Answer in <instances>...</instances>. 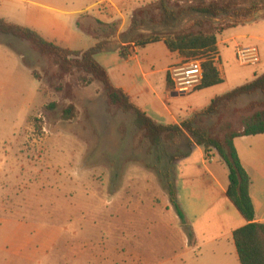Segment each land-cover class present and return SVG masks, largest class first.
<instances>
[{
	"label": "rangeland",
	"instance_id": "1",
	"mask_svg": "<svg viewBox=\"0 0 264 264\" xmlns=\"http://www.w3.org/2000/svg\"><path fill=\"white\" fill-rule=\"evenodd\" d=\"M93 1L0 0V17L40 30L48 38L51 26L58 25L71 49L89 48L92 32L110 35L117 47L139 35L184 31L200 17L191 14L166 24L159 17L160 0H113L125 16L115 20L114 29L103 28L91 16L81 15ZM99 7L109 17L116 16L108 3ZM252 30L264 31L261 15L253 24L217 38L220 43L230 34ZM219 50L216 65L224 82L214 92L223 94L253 79L256 66H240L232 43L219 44ZM145 54L159 67L165 48H148L140 52V59ZM117 56L110 50L94 58L113 69L122 65L130 74L134 62ZM73 62L68 57L56 63L26 40L0 35V264H239L223 224L199 222L202 241L195 239L193 215L207 207L197 187L180 185L178 197L193 232L192 244L168 203L159 170L167 169L176 157L172 166L178 179L177 161L190 150L188 138L150 147L141 139L132 114L111 103L102 85ZM151 81L158 88L162 74ZM172 83L167 92L178 95L169 103L180 117L203 107L212 93L180 96L176 81ZM66 108H71L70 114L63 117ZM263 109L264 92L257 91L238 97L210 122L220 133L235 132L242 118ZM216 157L213 149L204 153L207 162L221 163ZM190 161L200 164L196 153ZM210 233L222 238L209 243Z\"/></svg>",
	"mask_w": 264,
	"mask_h": 264
},
{
	"label": "trees",
	"instance_id": "2",
	"mask_svg": "<svg viewBox=\"0 0 264 264\" xmlns=\"http://www.w3.org/2000/svg\"><path fill=\"white\" fill-rule=\"evenodd\" d=\"M160 19L168 24L180 22L191 14L200 15L184 31L151 33L148 36L139 35L130 43L115 47L109 35L98 37L95 32L90 35L95 39L92 47L84 50H71L45 40L34 30L8 22L0 18V35H12L26 40L37 52L47 55L56 63L68 57L73 58L74 66L103 87L111 103L120 106L123 111L133 116V123L150 147L159 148L163 144H174L180 137L188 138L189 146L202 147L207 155L212 149L221 164L227 170L228 185L226 197L237 209L245 224L232 232V240L239 264H264V223L256 221V214L249 195V176L240 162L234 146V139L241 136L264 134V109L256 110L246 115L239 123L240 130L221 132L214 130L210 119L217 117L229 103L245 94L257 91L264 92V73L254 75L253 79L237 86L230 91L214 97L207 106L194 111L177 124L158 123L135 105L130 97L121 89L116 88L109 79L106 69L95 60L98 53L116 50L121 59L127 60L136 49L144 48L157 42H163L170 53H177L183 58L182 63L199 60L202 76L198 85L192 91H201L223 83L217 69V35L222 31L245 25L257 20L259 15L264 18V0H160ZM103 28L114 29L115 24H105L96 21ZM133 26H136L133 21ZM167 89L173 86L170 73L165 77ZM71 108L63 111V117L70 114ZM189 151L182 157H186ZM173 159H178L173 157ZM172 159V160H173ZM172 160L167 169L160 171L168 202L176 214L179 223L187 229L188 245L192 244L193 232L186 222V216L177 200V188L174 179Z\"/></svg>",
	"mask_w": 264,
	"mask_h": 264
},
{
	"label": "crops",
	"instance_id": "3",
	"mask_svg": "<svg viewBox=\"0 0 264 264\" xmlns=\"http://www.w3.org/2000/svg\"><path fill=\"white\" fill-rule=\"evenodd\" d=\"M103 3H108L115 10L116 16L109 17V15L105 13V10H102L99 7ZM90 9H92V13H89L88 10ZM133 11L134 10L131 9V12L129 13H132ZM80 12L81 15L83 14L82 17L89 15L95 20L105 24L113 23L115 22V20H118L120 17L125 16L121 13L118 3H115L113 0H95L92 3L85 5V8L82 9ZM0 18L4 19L3 17ZM74 23L78 30L85 33L81 29L79 25V21H75ZM251 24H253V22L245 25H238L236 27L226 29L222 31L220 34L224 35L225 32L232 29H235V31H237L238 28L241 27V29H243ZM22 26L34 30L49 42H53L58 46L71 49L68 47L69 39L65 38V36L61 32H59L58 25L56 26L53 24L51 26L53 33L51 34L50 38L46 37L40 30L29 27L27 25H22ZM90 37L93 39L92 36ZM93 40L95 43V39ZM229 42L232 43L233 45L234 56L236 54L235 51L237 47H255L258 51L259 62L256 63L255 65H244V66H253V67L256 66V69L253 70L252 72L251 78H253L254 75H259L261 73H264L263 71L264 70V31L261 30L258 32L256 30H252V31L235 32L234 34H230L225 39L221 40L220 43L217 38V43H216L217 62H220L221 60L219 44H227ZM94 43L90 47H92ZM158 46L165 48L164 62L159 67L156 66L155 63L156 61L152 57V55L145 54L142 56L143 59H140L139 56L140 52L142 53L143 51H146L148 48H153ZM71 50L84 51L86 49H71ZM117 55H118L117 57L121 59L118 52ZM182 60L183 58L179 56L177 53H170L166 49L163 42H157L151 45H147L144 48L136 49L133 55H131L127 60H124L126 63L134 62L130 74L126 75V73L122 71V65L117 69H113L110 66V63L106 61L105 63L102 64V66L106 69L112 84L116 88L123 90L130 97L131 101L135 105H137L140 109H142L149 117H151L152 119L158 118V120L162 121L163 124H177L182 119H184V117H180L179 114L174 112V109L171 107L169 103L171 98L176 96H171V93L169 94L167 92L165 77L167 71L172 66L180 64ZM217 69L221 77L223 78V82H224V75L221 73L218 66ZM160 73L162 74V83L157 88L153 85L151 80L156 74H160ZM217 86L219 85L201 91H195V92L211 91L212 93L203 107L194 108L192 109L191 113L204 108L209 104V102L214 97L221 95L218 92H214L213 90ZM193 93H194L193 91H189L180 94V96L190 95ZM233 142L236 151L238 153L240 162L249 176L248 191L255 210L256 221L259 223H264V134L237 137L234 139ZM195 153L198 155L200 159L199 165L194 163V161H190L191 156L194 155ZM177 167L180 171L178 174V179L175 181L177 188V200L180 194L179 188L180 185H182L184 188H188L190 186L193 188L197 187L201 191L200 194L202 195V197L200 198H204V201L207 203V207L205 208L204 212L193 215L194 222L191 223V225L195 239L198 242L202 241L201 239V235H203L202 229L200 232L197 227L199 222H205V221L208 222L206 226H209L210 223H214V222L218 224H223L221 229L225 232L226 235L232 237V232L236 228L243 226L245 224V221L241 217L237 209L231 204V202L226 197L225 192L228 185V179H227V170L225 169V167L221 163H219L218 160H212L211 162H207L204 159L203 148L195 145L190 147L189 154L186 157H182L177 161ZM193 198H196L195 195L193 196ZM179 205L182 208L180 203ZM184 214L187 218L185 212ZM221 238L222 235L220 236L219 233H214V234L210 233L208 242L215 243V241Z\"/></svg>",
	"mask_w": 264,
	"mask_h": 264
},
{
	"label": "built area",
	"instance_id": "4",
	"mask_svg": "<svg viewBox=\"0 0 264 264\" xmlns=\"http://www.w3.org/2000/svg\"><path fill=\"white\" fill-rule=\"evenodd\" d=\"M235 53L236 60L240 65H255L259 62L258 51L255 47H237ZM169 70L172 75V81H176V85H178L177 89L181 92L180 94L192 91L199 84L202 76L199 60L178 64L172 66Z\"/></svg>",
	"mask_w": 264,
	"mask_h": 264
},
{
	"label": "water",
	"instance_id": "5",
	"mask_svg": "<svg viewBox=\"0 0 264 264\" xmlns=\"http://www.w3.org/2000/svg\"><path fill=\"white\" fill-rule=\"evenodd\" d=\"M177 92H171V96H177Z\"/></svg>",
	"mask_w": 264,
	"mask_h": 264
}]
</instances>
